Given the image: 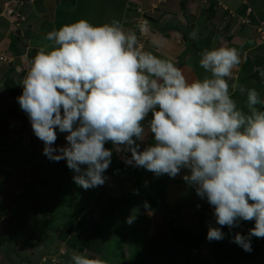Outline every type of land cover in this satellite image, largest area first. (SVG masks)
<instances>
[{
    "label": "clouds",
    "instance_id": "9594fccd",
    "mask_svg": "<svg viewBox=\"0 0 264 264\" xmlns=\"http://www.w3.org/2000/svg\"><path fill=\"white\" fill-rule=\"evenodd\" d=\"M188 35L196 40L198 30ZM45 40L17 97L43 154L66 160L85 190L105 184L113 154L107 142L130 152L126 164L157 177L187 170L183 180L213 207L206 239L221 241L223 227L254 221L247 235L232 238L251 252V238H264V99L255 88L229 83L241 64L238 49L202 50L198 65L206 75L190 80L172 59L144 50L136 32L116 19L100 25L80 19L53 28ZM259 75L264 79V69ZM237 93L246 96L243 106ZM57 129L67 134L59 148ZM149 135L153 142L141 150ZM70 264L107 262L73 252Z\"/></svg>",
    "mask_w": 264,
    "mask_h": 264
},
{
    "label": "rangeland",
    "instance_id": "374dc122",
    "mask_svg": "<svg viewBox=\"0 0 264 264\" xmlns=\"http://www.w3.org/2000/svg\"><path fill=\"white\" fill-rule=\"evenodd\" d=\"M220 1L230 9L212 8L211 0H151L152 8L141 10L129 5L134 13L127 14L126 23L142 37L146 32L156 43L159 37L153 35L165 24L174 23L166 28L168 31L185 27L184 33L178 31V40H170L179 47L168 43L165 57L176 65H192L202 76L206 75L198 65L202 50L237 48L241 64L234 69L229 83L255 88L264 99V79L253 76L264 69V0ZM123 8L121 0H0V264H70L73 252L101 258L107 264H185L188 260L187 264L194 260L195 264H222L205 262L204 253L172 246L173 226L190 225L198 231L202 210L206 208L213 214L207 200L183 180L187 170L182 169L175 178L167 174L157 177L142 167L126 164L130 152L118 151L111 144L108 149L113 154L104 173L105 184L85 190L75 184L66 160L52 161L43 154L44 143L35 136L27 114L18 104L17 97L23 91L21 81L36 54L35 39H45L53 28L80 19L94 25L113 19L121 23ZM142 23L146 25L143 33L139 30ZM193 29L198 30L196 40L188 35ZM10 78L19 90L16 97L4 88ZM234 99L243 106L246 96L237 93ZM56 131L53 147L65 146L67 134ZM152 142L149 135L141 143V150ZM75 203L85 206L82 216L90 210L84 234L90 233L89 241L95 248L102 242L103 253L80 252L60 239ZM130 217L134 218L131 223ZM93 221L98 225L95 231L90 229ZM242 222L246 232L254 227V221ZM258 239L264 244V238Z\"/></svg>",
    "mask_w": 264,
    "mask_h": 264
},
{
    "label": "trees",
    "instance_id": "16d2710c",
    "mask_svg": "<svg viewBox=\"0 0 264 264\" xmlns=\"http://www.w3.org/2000/svg\"><path fill=\"white\" fill-rule=\"evenodd\" d=\"M212 8H214V5H212ZM37 39L34 40V45H38V46L33 47L34 49H36V52L40 46L48 42L45 39L42 40L38 39V41ZM208 42L210 43L209 40ZM177 66L182 67L185 66V64L181 63L178 64ZM253 76H255L256 78H260L259 70L256 71V73H254ZM12 80H13L12 78L6 79V81L4 82L5 85L4 88L6 89V91H8V93H10L11 96L16 97L19 90L16 87V83H14ZM111 144H112L111 142H107L105 144V147L108 148L110 146L111 148ZM47 188L49 191L54 190V188H50V187ZM31 197L35 198V196H31ZM71 207H72V211L68 215L67 220L63 225V228L60 233V239L66 242V244H68V246L71 247L72 249H76L77 251L80 252H86L87 250H94L96 252L98 251L99 253H103L104 245L102 244V242L99 243V247L95 248L96 246L89 241L91 237L90 233L88 235L84 234V228L88 223V221L90 220V215H89L90 210H88L86 214L82 216L83 210L85 208L84 205L80 203H75ZM209 223L215 224V218L214 215L208 212V210L205 208L204 210H202L199 216L200 229L198 231L196 230L195 227H192L190 225L173 226L172 227V230L174 231L172 237L173 248L175 249L184 248L192 252L196 251L199 254L204 253L205 262L208 263L211 260H214L215 262L222 264L234 262L237 260H246L247 262L256 260L255 264H263L262 261L264 257V244L259 242L258 238L256 237L251 238V247H252L251 252L244 251L240 246L232 242V238L235 235V233L239 232L244 235L248 234L249 230L246 232L247 227L244 222L241 221L239 227L233 228L231 230H229L227 226L223 227L222 231L225 233V238L221 241H208L206 239ZM97 227L98 225L95 221H93V224L90 225V229L93 231L97 230ZM70 234L73 235L70 236ZM102 239L103 238H101V240ZM1 244L2 243L0 242V247L2 246ZM205 244L208 246H206ZM200 259L204 260L202 258ZM188 262L189 260L185 264H187ZM196 262L197 261L194 260V262H192L191 264H195Z\"/></svg>",
    "mask_w": 264,
    "mask_h": 264
},
{
    "label": "crops",
    "instance_id": "0c3cea01",
    "mask_svg": "<svg viewBox=\"0 0 264 264\" xmlns=\"http://www.w3.org/2000/svg\"><path fill=\"white\" fill-rule=\"evenodd\" d=\"M92 1V0H91ZM116 1H119V0H116ZM135 0H121L124 8H123V13H122V19H121V24L122 26L125 28V30H132L131 29V26L130 24L126 23L128 20H127V14H133V10L128 9L130 6L132 8H136L138 6L139 10L141 9H150L152 8L151 6L156 4V2L154 1L153 4L151 5V0H136V2H134ZM212 3L215 5L214 8H217V9H220V8H223L224 10H228L230 9L227 5H225L224 3H222L220 0H211ZM245 1V0H244ZM105 3V2H104ZM99 4V3H98ZM164 6V3H162ZM130 5V6H129ZM92 6V5H91ZM159 8V7H158ZM157 9V7H156ZM251 10V8H248ZM253 11V10H252ZM124 22V23H123ZM131 22V21H130ZM128 25V26H127ZM126 26V27H125ZM174 26V23H169V25H164L163 28H160L158 29L159 31L156 32V34H154L153 36H157L159 37V43H156L152 38H150L151 36H146V32L145 35L142 37L141 35L138 34V31L136 30V34H137V37H141V41L138 43L139 45L141 44V46L143 47L144 50H147V51H152L155 55L161 57V58H167L165 56H167V53H166V49L168 48L167 47V44L170 43L171 45L173 46H176V47H179L177 45V42L174 43V40H178V37L180 36L178 33V31H182V33H184V28H182V30H180L179 28L175 27L173 28L172 31H168L166 30L167 27H172ZM149 31V30H148ZM169 33H176L175 36H168ZM180 38V37H179ZM155 39V38H154ZM171 39H174L173 41H170ZM154 44H157L155 47H151L150 46H154ZM179 44V43H178ZM180 45V44H179ZM157 49V52H154L153 50ZM170 59V58H169ZM184 74L191 80V79H194V78H198V77H203L202 76V73L201 71H196L194 70L193 66L190 65V66H182L180 67ZM203 72V71H202ZM206 245V244H205ZM208 246V245H206ZM178 250H181V248H179ZM211 261H214V260H211Z\"/></svg>",
    "mask_w": 264,
    "mask_h": 264
}]
</instances>
